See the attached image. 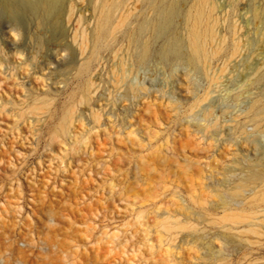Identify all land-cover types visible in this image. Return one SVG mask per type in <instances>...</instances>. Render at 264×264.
<instances>
[{"label": "rangeland", "instance_id": "1", "mask_svg": "<svg viewBox=\"0 0 264 264\" xmlns=\"http://www.w3.org/2000/svg\"><path fill=\"white\" fill-rule=\"evenodd\" d=\"M37 2L0 42V253L264 264V0H209L193 61L198 0Z\"/></svg>", "mask_w": 264, "mask_h": 264}, {"label": "bare ground", "instance_id": "2", "mask_svg": "<svg viewBox=\"0 0 264 264\" xmlns=\"http://www.w3.org/2000/svg\"><path fill=\"white\" fill-rule=\"evenodd\" d=\"M14 0H0V16H5L6 20L2 23L3 26L0 28V42L3 45L4 48H8V46L14 47L16 50V54L18 56H24V52L20 49L21 46L24 43L22 34H24V31L22 32L21 23L17 21L13 17V12L6 13L9 8L12 9V3ZM60 0H38L36 3L37 7L44 8L46 10L50 8H57L58 3ZM209 0H198V2L194 5L193 8L189 9L187 12V22L189 23V31L188 36L190 40V48L192 53L190 56L192 57L191 61L194 60L195 56L198 55L201 49V38L205 35V32L207 33L210 31V19L209 16H211L212 12V6L209 5L208 12L206 13V6H208ZM211 4V3H209ZM213 4V3H212ZM211 7V8H210ZM154 12L158 15H168L167 11L163 8H159L154 6ZM105 18H108V12L104 16ZM211 18V17H210ZM203 28V29H202ZM6 34H11L14 40L10 39V41L5 40ZM18 38V39H17ZM21 44V45H20ZM142 57L145 58L148 55V49L146 46L143 47ZM16 61L17 58H15ZM24 60V59H23ZM28 58L25 57L24 61H27ZM191 63V62H190ZM145 84V83H144ZM258 101H255V104H258ZM254 105V104H253ZM251 105V107L253 106ZM255 106V105H254ZM253 106V107H254ZM252 107V108H253ZM256 107V106H255ZM262 174L260 172H256L251 176L252 181H257L261 179ZM19 257V264H26L23 262L24 260V253L23 251L18 252ZM0 259L2 260L3 264H11V260L9 257H5L0 253ZM33 264H51V260L49 257H45L40 261V263H33Z\"/></svg>", "mask_w": 264, "mask_h": 264}, {"label": "clouds", "instance_id": "3", "mask_svg": "<svg viewBox=\"0 0 264 264\" xmlns=\"http://www.w3.org/2000/svg\"><path fill=\"white\" fill-rule=\"evenodd\" d=\"M18 39V38H17Z\"/></svg>", "mask_w": 264, "mask_h": 264}]
</instances>
